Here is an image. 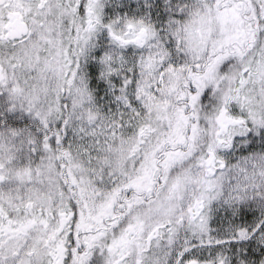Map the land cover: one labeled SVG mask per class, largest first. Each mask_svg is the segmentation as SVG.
Masks as SVG:
<instances>
[{"label":"clouds","instance_id":"obj_1","mask_svg":"<svg viewBox=\"0 0 264 264\" xmlns=\"http://www.w3.org/2000/svg\"><path fill=\"white\" fill-rule=\"evenodd\" d=\"M0 264H264V0H0Z\"/></svg>","mask_w":264,"mask_h":264}]
</instances>
